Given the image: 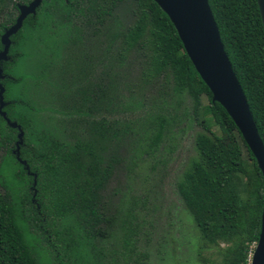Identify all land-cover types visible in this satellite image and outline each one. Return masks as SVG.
I'll return each mask as SVG.
<instances>
[{
  "label": "trees",
  "instance_id": "obj_1",
  "mask_svg": "<svg viewBox=\"0 0 264 264\" xmlns=\"http://www.w3.org/2000/svg\"><path fill=\"white\" fill-rule=\"evenodd\" d=\"M6 1L0 0V6ZM207 4L264 146V34L256 2ZM124 5L127 22L120 24L117 12ZM33 15L9 38L7 61L0 64L2 112L22 132L17 158L27 168L11 153L17 131L0 117V264H48L40 238L61 264H81L94 241L111 236V221L98 208V194L111 166L100 154L117 132L114 123L96 118L106 111L107 100L99 82L70 86L87 73L86 66L78 65L83 40L102 30L110 49L114 47L108 53L109 65L120 67L129 58L138 65L136 84L128 87L131 92L153 88L175 112L186 98L189 115L201 128L193 137L194 155L175 183L194 228L197 260L202 250L214 249L220 255L218 264H249L260 229L263 180L232 121L211 102L164 13L151 0H42ZM12 23L7 18L0 29ZM21 63L26 67L22 74L17 71ZM48 112L65 116V138L42 126L40 115ZM167 121L162 113L151 117L140 153L156 152ZM131 219L120 222L119 258L124 264H140L144 255L134 249L136 226ZM115 258L109 263L116 264Z\"/></svg>",
  "mask_w": 264,
  "mask_h": 264
},
{
  "label": "rangeland",
  "instance_id": "obj_2",
  "mask_svg": "<svg viewBox=\"0 0 264 264\" xmlns=\"http://www.w3.org/2000/svg\"><path fill=\"white\" fill-rule=\"evenodd\" d=\"M14 1L7 0L0 6V23L7 18L13 20L10 26L0 29L3 32L18 17L14 18L15 12L10 10ZM117 14L118 22L125 24V5L119 8ZM83 41V56L78 60V65L86 66L84 68L87 73L76 79V82H71L70 86H84L95 80L100 83L102 89H105L106 111L102 109L96 118L103 117L114 123L113 129L117 134L100 154L104 163L111 166L108 180L98 194V208L111 221V236L94 241L92 252L89 248L86 249L85 261L81 264H112L109 262L113 255L117 256L116 264H124L119 258L120 222L130 215L131 224L136 226V234L132 237L134 249L138 254L144 255L140 264H218L220 255H216L214 249L202 250L201 260H197L194 228L175 191L178 175L194 155L193 137L201 131L189 115L187 99H183L175 112L169 100L165 97L162 100L158 98L153 88L142 87L139 92H131L128 87L134 81L136 84L138 72L135 59L129 58L120 67L115 63L109 65L108 53L114 51V47L110 49L105 39V30ZM25 70L22 63L17 68L21 74ZM108 78L110 88L107 86ZM67 81H71L68 76ZM205 102L202 99V103ZM42 106L45 108L44 104ZM156 113L164 115L168 120V127L156 152L146 155L140 153V149L144 147L142 136ZM40 122L59 138H65L63 135L68 134L66 125L69 123L65 116L48 112L40 115ZM210 131L229 147L227 139L218 128L211 126ZM14 149L15 144L12 154ZM241 151L242 154L245 153L243 148ZM2 155L4 148L0 147V157ZM46 244L40 238V247L48 264H61L55 259L54 253L47 250Z\"/></svg>",
  "mask_w": 264,
  "mask_h": 264
},
{
  "label": "water",
  "instance_id": "obj_3",
  "mask_svg": "<svg viewBox=\"0 0 264 264\" xmlns=\"http://www.w3.org/2000/svg\"><path fill=\"white\" fill-rule=\"evenodd\" d=\"M42 0H32L27 6L19 7L15 23L0 36V64L7 61L9 38L20 29L27 15H33ZM168 18L183 51L194 71L208 89L211 102L219 104L230 118L246 148L252 155L264 183V146L247 107L243 93L230 67L219 39V34L207 0H151ZM264 34V0H255ZM0 68V80L2 79ZM3 89L0 86V117L7 127L15 129L16 143L13 155L16 160L21 145L22 132L15 123H10L2 112ZM249 264H264V202L260 215V229L250 256Z\"/></svg>",
  "mask_w": 264,
  "mask_h": 264
},
{
  "label": "flooded vegetation",
  "instance_id": "obj_4",
  "mask_svg": "<svg viewBox=\"0 0 264 264\" xmlns=\"http://www.w3.org/2000/svg\"><path fill=\"white\" fill-rule=\"evenodd\" d=\"M32 0H28L27 2H25L24 4L23 3H19V2H17L16 0L12 3V5H11V7H10V10L12 11L13 10V8L12 7H14L15 9H14V12H15V16H14V18H16L17 16H18V9H19V7L20 6H27L30 2H31ZM27 16H30V17H33L34 15H27ZM26 16V17H27ZM25 17V18H26ZM24 18V19H25ZM3 32V30H1V33ZM0 36H1V34H0ZM1 46V45H0ZM1 75H2V73H1ZM3 76V75H2ZM2 80H4V78H2L1 80H0V82H2ZM1 86V85H0ZM3 93V92H2ZM3 101V100H2Z\"/></svg>",
  "mask_w": 264,
  "mask_h": 264
}]
</instances>
